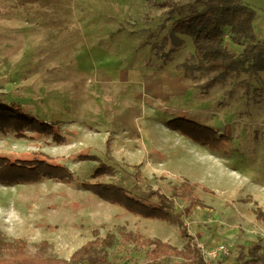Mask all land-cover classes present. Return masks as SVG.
Masks as SVG:
<instances>
[{
  "label": "rangeland",
  "instance_id": "obj_1",
  "mask_svg": "<svg viewBox=\"0 0 264 264\" xmlns=\"http://www.w3.org/2000/svg\"><path fill=\"white\" fill-rule=\"evenodd\" d=\"M242 1L255 11L253 31L264 39V0ZM203 3L0 0V101L55 124L59 135L1 130L0 155L42 151L76 178L0 181V257L20 250L69 259L87 241L112 236L102 251L111 264H153L149 247L122 239L133 233L177 248L194 236L213 264H264V71L221 81L189 76L176 68L195 50L186 35L169 62L159 53L172 47L162 44L173 21ZM225 43L245 49L229 27ZM174 118L216 129L220 147L171 129ZM86 153L99 160L84 159ZM101 162L114 169L103 181L137 199L156 203L159 192L174 197L175 189L191 198L175 201L173 221L146 218L81 184Z\"/></svg>",
  "mask_w": 264,
  "mask_h": 264
},
{
  "label": "trees",
  "instance_id": "obj_2",
  "mask_svg": "<svg viewBox=\"0 0 264 264\" xmlns=\"http://www.w3.org/2000/svg\"><path fill=\"white\" fill-rule=\"evenodd\" d=\"M176 8L177 5H172L171 11ZM254 15L255 11L242 0H204L200 9L173 21L162 44L164 46L170 42L172 47L168 51L164 49V53L161 47L159 53L166 62H169L172 58L171 53L184 43L181 35H186L193 39L195 50L184 61L178 63L176 68L183 70L187 75L191 76L196 72L213 74L214 80L221 81L231 73L257 74L264 71V39L258 40L253 31ZM226 27H229L232 33V41L237 45L245 46L243 51L237 52L225 43ZM54 125L27 113L20 104L0 101V131L13 128L17 136L22 137L26 135L25 129L34 133H50ZM168 126L195 142L209 145L211 148L218 149L223 140L217 138L216 129L194 120L174 118L168 122ZM53 133L55 135L56 130ZM56 136L59 137L57 134ZM107 141V149H109L110 139ZM82 157L99 160L95 154L86 153L82 154ZM50 174L58 175L62 181L76 179L68 166L57 163L54 157L42 151H35L28 158L12 159L0 155V181L30 183L43 175ZM113 174L114 169L101 162L100 167L93 172L92 180L82 181L81 184L103 199L124 206L136 214L168 221L175 220L173 213L175 201L183 197L191 198L184 189H175L174 197L159 192L157 202L148 203L137 199L123 187L109 185L103 181ZM260 217L264 219V214H260ZM180 223L183 225L184 235L190 236L186 224L181 220ZM191 238L193 242L184 248H177L160 239L143 238L133 233L125 234L122 239L125 242L132 241L135 247H149L146 258L153 264H210L193 236ZM111 242L112 236L87 241L75 250L69 259L46 257L41 251L28 254L16 250L8 258L0 257V264H111L102 252ZM174 259L179 260L174 261Z\"/></svg>",
  "mask_w": 264,
  "mask_h": 264
},
{
  "label": "built area",
  "instance_id": "obj_3",
  "mask_svg": "<svg viewBox=\"0 0 264 264\" xmlns=\"http://www.w3.org/2000/svg\"><path fill=\"white\" fill-rule=\"evenodd\" d=\"M218 250L220 251V253H222V252L225 253V256L227 255V253H229L228 248H225V246H221L220 248H218Z\"/></svg>",
  "mask_w": 264,
  "mask_h": 264
},
{
  "label": "crops",
  "instance_id": "obj_4",
  "mask_svg": "<svg viewBox=\"0 0 264 264\" xmlns=\"http://www.w3.org/2000/svg\"><path fill=\"white\" fill-rule=\"evenodd\" d=\"M193 238H194V241L196 242V243H198L197 241H196V239H195V237L193 236ZM199 244V243H198ZM215 260H216V258L215 259H212V260H210L209 262H210V264H213L214 262H215Z\"/></svg>",
  "mask_w": 264,
  "mask_h": 264
}]
</instances>
